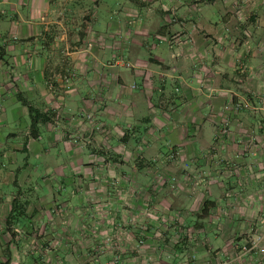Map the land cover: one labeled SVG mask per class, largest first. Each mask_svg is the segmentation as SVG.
Here are the masks:
<instances>
[{"label":"crops","instance_id":"1","mask_svg":"<svg viewBox=\"0 0 264 264\" xmlns=\"http://www.w3.org/2000/svg\"><path fill=\"white\" fill-rule=\"evenodd\" d=\"M119 1L0 0V264H264V0Z\"/></svg>","mask_w":264,"mask_h":264},{"label":"trees","instance_id":"2","mask_svg":"<svg viewBox=\"0 0 264 264\" xmlns=\"http://www.w3.org/2000/svg\"><path fill=\"white\" fill-rule=\"evenodd\" d=\"M17 98L27 110V115L29 118V135L35 136V132L37 130V124L42 122L46 118V115L44 113L39 112L37 109L33 108L32 106L28 105L26 101L19 98V96H17ZM23 211H24L23 204H21L20 201H17V199L12 198L11 208L9 211L8 218L13 219L17 217V215L22 214Z\"/></svg>","mask_w":264,"mask_h":264},{"label":"rangeland","instance_id":"3","mask_svg":"<svg viewBox=\"0 0 264 264\" xmlns=\"http://www.w3.org/2000/svg\"><path fill=\"white\" fill-rule=\"evenodd\" d=\"M119 2H120L119 0H115V5L118 6V3ZM3 129H6L5 131H7V128L4 127ZM41 138L44 139V135H42ZM19 142H21V141H19ZM20 155L21 154L19 153L18 157ZM41 157H42V155L40 156V158ZM40 158L39 159L36 158L37 159L36 161H32V160L31 161L30 160L28 161L29 162V165L33 168V169L31 168L32 170H29V179L32 180V181H35L37 179L36 174L39 175L43 171V169H44L43 162H42V160ZM22 162L23 161H20L19 160L18 164L22 165L23 164ZM35 186H37L38 188L42 187V182H40L39 179L36 180ZM54 189H56L58 191V193H60L61 195H63V192H62L63 191V188L60 189L58 187H55ZM116 260H118V259H116Z\"/></svg>","mask_w":264,"mask_h":264},{"label":"built area","instance_id":"4","mask_svg":"<svg viewBox=\"0 0 264 264\" xmlns=\"http://www.w3.org/2000/svg\"><path fill=\"white\" fill-rule=\"evenodd\" d=\"M238 62H241V61H238ZM240 65H241V68L244 67V64H240ZM262 236H263V233L256 235V236L253 238V240L251 241V246H250V248L246 247L245 244H242V245H241V249H240V254L237 256V258L240 257L242 254H246V253H248V252H249L250 250H252L253 248L258 249L257 247H258L259 242H260L261 239H262ZM259 250H261V249H259ZM229 263H230V261H229V262H226L225 264H229Z\"/></svg>","mask_w":264,"mask_h":264}]
</instances>
